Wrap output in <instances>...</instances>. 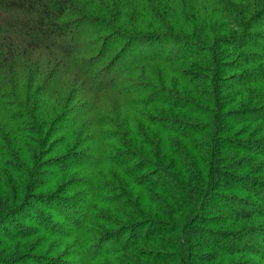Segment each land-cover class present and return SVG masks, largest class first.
<instances>
[{"label":"trees","instance_id":"trees-1","mask_svg":"<svg viewBox=\"0 0 264 264\" xmlns=\"http://www.w3.org/2000/svg\"><path fill=\"white\" fill-rule=\"evenodd\" d=\"M47 201L77 264H264V0H0V238Z\"/></svg>","mask_w":264,"mask_h":264},{"label":"rangeland","instance_id":"rangeland-1","mask_svg":"<svg viewBox=\"0 0 264 264\" xmlns=\"http://www.w3.org/2000/svg\"><path fill=\"white\" fill-rule=\"evenodd\" d=\"M152 29L156 31L155 28H152ZM185 119L186 120H189V119L195 120L197 118H190L189 116H185ZM60 131H59V129H58V131L54 130L55 134H53V139L56 140V137H59L58 135L62 134V133H60ZM67 163L80 165V162L77 160L76 157L70 158L67 161ZM82 164L83 163H81V165ZM69 175L70 176L76 175L73 178H79V177L83 176V174L80 171L71 172ZM70 176H68V177H70ZM72 183H73V181H71V184ZM74 183H75V180H74ZM78 192L79 191L75 190V192L70 193V195L71 196L75 195ZM131 198H132V200L135 199L133 197H131ZM140 204L142 207L143 206L148 207V205L145 201L140 202ZM77 205L79 207H81V208H79L81 210V213L85 214L88 212V209L86 208V204L78 203V204H76V206ZM50 209H52V204L47 201V202H45V204L42 205V207L38 206V208L36 210L38 212H42V213H44V211H46V214L49 216L50 223L55 225V227H62L63 234H66L68 236V238H65L63 235L62 236H54V238L49 237V235L47 234V231H50L48 229L49 227L47 225L42 226L41 224H38L37 221L35 220V216H33L32 213L30 211H28V212H26V217L22 214V216H23L22 219L25 223L24 224L23 223L20 224L18 222L17 223L19 224V227H23L24 230L28 231V233L29 232H35V233H32V235L29 238L24 239V241L21 240L17 244H14V243L10 244V243L6 242L3 238H0V264H52L55 262V260L56 261L60 260V258L62 259L64 264H77V262L81 260V253H82V251H83L82 249L84 247L83 248L77 247V245H75L76 242L78 241L77 238L70 237L71 234L73 235V233H72L73 230H72L71 224L69 222H66L65 219H63L62 217L60 218L59 217L60 214L53 212ZM71 211L73 213H77L78 210L75 207H73V208H71ZM99 211L100 210L97 209V212H95V214L96 213L97 214L100 213V215L104 214L103 212H101V211L99 212ZM81 215H83V214H80V216L77 215L76 219L78 221L81 220V218H80ZM90 216H91V214H90ZM109 216H111V215H109ZM111 217H115V216H111ZM90 223L91 222L87 221L85 228H87V226L91 225ZM2 225H4L3 222H2ZM4 228L7 231H9V233L12 234V231H10L11 229L8 226L4 225ZM27 231L24 232V235L27 234ZM50 232H52V231H50ZM74 235H75V233H74ZM164 237H167V236H164ZM90 245H92V244H90ZM90 245L89 244L85 245V248L88 249V247H91ZM85 248L83 251L84 254H86ZM161 250L165 251V252L167 251V249H165V248H162ZM208 250H210V248H208ZM99 251H102V250H100V249L93 250V251H90L91 253L90 252L89 253L91 255L93 252L92 255H95V253H97V252L99 253ZM165 252H163V253H165ZM165 255L169 256V254H165ZM166 261H167V263H170L172 261V257L167 258Z\"/></svg>","mask_w":264,"mask_h":264}]
</instances>
